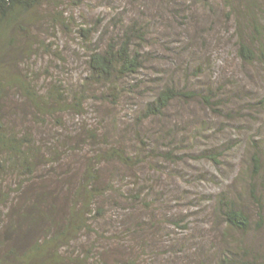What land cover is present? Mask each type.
<instances>
[{"label":"rangeland","instance_id":"374dc122","mask_svg":"<svg viewBox=\"0 0 264 264\" xmlns=\"http://www.w3.org/2000/svg\"><path fill=\"white\" fill-rule=\"evenodd\" d=\"M39 10L27 31L13 29L5 38L0 81L7 85L6 110L0 123L38 141L62 134L63 142L67 131L83 134L86 125H95L94 101L85 116L38 117L28 90L46 92L60 82L78 90L89 56L80 27L98 25L92 46L104 48L117 34L116 23L137 18L146 30L145 66L120 83L126 92L118 105L99 106L102 118L113 127L108 110L117 111L121 132L131 139L132 123L139 129L137 117L163 85L197 93L144 121L140 136L134 131L145 139L139 149L145 163L132 176L146 183L150 205H130L128 222L146 241L145 247L132 242L139 262L215 264L234 249L249 264L264 263V0H67ZM55 11L71 16L73 24L63 27L53 19ZM241 44L253 59L240 55ZM223 198L250 215L249 231L228 226Z\"/></svg>","mask_w":264,"mask_h":264},{"label":"trees","instance_id":"16d2710c","mask_svg":"<svg viewBox=\"0 0 264 264\" xmlns=\"http://www.w3.org/2000/svg\"><path fill=\"white\" fill-rule=\"evenodd\" d=\"M65 1L0 0V56L13 29L27 31V21L36 11L46 4L56 7ZM52 16L63 27L73 24L71 16L60 11ZM116 24L117 34L104 48L92 46L98 25L80 27L89 56L88 75L78 90L70 91L61 82L46 92L28 90L38 117L57 118L60 112L85 116L90 101H94L91 113L99 119L95 118V125H86L83 134L67 131L63 142L62 134L52 141H38L29 132L13 134L0 123V264H144L132 246L133 242L145 247L144 235L128 222L130 205L150 206L146 183L144 186L142 178L132 176L145 163L139 151L145 139L136 138L134 131L140 136L144 121L164 116L175 101L194 99L197 93L163 85L137 117L139 129L132 123L131 139L121 132L118 112L108 110L112 127L102 118L104 107L99 106L110 101L113 107L124 98L126 90L119 88L120 83L145 66L141 42L147 40L145 25L137 18ZM239 52L246 59L254 57L245 44ZM6 86L0 81V115L6 110H2ZM203 100L213 107L211 98ZM212 159L219 163L216 157ZM220 206L229 227L243 232L252 228L250 215L236 201L223 198ZM215 264L249 263L241 258L240 251L229 249Z\"/></svg>","mask_w":264,"mask_h":264}]
</instances>
